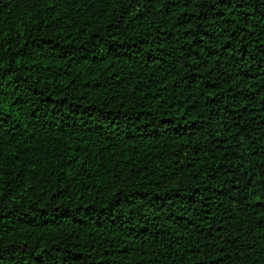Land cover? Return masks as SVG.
Returning a JSON list of instances; mask_svg holds the SVG:
<instances>
[{
    "label": "trees",
    "instance_id": "1",
    "mask_svg": "<svg viewBox=\"0 0 264 264\" xmlns=\"http://www.w3.org/2000/svg\"><path fill=\"white\" fill-rule=\"evenodd\" d=\"M0 264H264V0H0Z\"/></svg>",
    "mask_w": 264,
    "mask_h": 264
}]
</instances>
